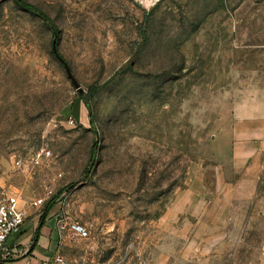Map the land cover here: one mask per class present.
Wrapping results in <instances>:
<instances>
[{"label": "rangeland", "instance_id": "rangeland-1", "mask_svg": "<svg viewBox=\"0 0 264 264\" xmlns=\"http://www.w3.org/2000/svg\"><path fill=\"white\" fill-rule=\"evenodd\" d=\"M24 1L50 24L0 0V193L86 226L61 264H264V159L228 161L264 0Z\"/></svg>", "mask_w": 264, "mask_h": 264}, {"label": "crops", "instance_id": "crops-1", "mask_svg": "<svg viewBox=\"0 0 264 264\" xmlns=\"http://www.w3.org/2000/svg\"><path fill=\"white\" fill-rule=\"evenodd\" d=\"M244 101L233 106L234 140L228 161L246 166L249 175L257 176L264 159V84L254 83L244 94ZM24 218L19 230L10 233L0 246V264H54L53 253L60 242L56 231L59 217L54 205L48 208L37 228L40 214L34 208L22 207Z\"/></svg>", "mask_w": 264, "mask_h": 264}, {"label": "built area", "instance_id": "built-area-1", "mask_svg": "<svg viewBox=\"0 0 264 264\" xmlns=\"http://www.w3.org/2000/svg\"><path fill=\"white\" fill-rule=\"evenodd\" d=\"M49 154V149L41 148L32 155V159L37 162L41 157H48ZM19 161L20 159H17L16 162L18 163ZM51 194L52 189L48 188L45 191V196L32 199L31 204L37 206L44 198ZM23 218L24 212L18 202V198L10 193H0V246L8 234L15 233L19 230ZM55 227L59 241L66 233L79 238L88 236V230L84 224L77 220L69 219L66 216H59L56 220ZM52 260L54 264L63 263L59 248L53 253Z\"/></svg>", "mask_w": 264, "mask_h": 264}, {"label": "trees", "instance_id": "trees-1", "mask_svg": "<svg viewBox=\"0 0 264 264\" xmlns=\"http://www.w3.org/2000/svg\"><path fill=\"white\" fill-rule=\"evenodd\" d=\"M24 8L28 9V10H31L32 12L36 13L37 15H39L41 18H43L47 23L50 24V20H49V17L43 12L41 11L39 8H37L36 6L24 1V0H17ZM54 32V30H53ZM80 95V98L82 99V102H83V105L85 106L86 110H87V115H88V121L89 122H92L91 120V113H90V109L88 107V101H87V96L88 95H84V94H79ZM51 205L48 203H46L45 207L43 208V212L42 214L39 216V221H38V224L34 230V235L33 237H35L36 233H37V228L40 226L41 224V220L43 218V216L45 215V212L48 210V208L50 207Z\"/></svg>", "mask_w": 264, "mask_h": 264}, {"label": "water", "instance_id": "water-1", "mask_svg": "<svg viewBox=\"0 0 264 264\" xmlns=\"http://www.w3.org/2000/svg\"><path fill=\"white\" fill-rule=\"evenodd\" d=\"M54 35V32H53ZM51 52L54 55V57L58 60L59 63H61V65L63 66V69L65 71L66 76L69 78L71 84L73 85V87L77 90L80 91L81 87L78 84V82L76 81V79L74 78V76L72 75L70 68L68 66V64L66 63V61L63 59V57L56 51L55 48V39L54 36L51 39Z\"/></svg>", "mask_w": 264, "mask_h": 264}]
</instances>
